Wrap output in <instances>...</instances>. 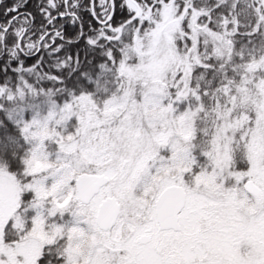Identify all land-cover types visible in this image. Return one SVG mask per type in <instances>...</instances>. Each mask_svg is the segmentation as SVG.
I'll list each match as a JSON object with an SVG mask.
<instances>
[{
    "label": "snow or ice",
    "instance_id": "snow-or-ice-1",
    "mask_svg": "<svg viewBox=\"0 0 264 264\" xmlns=\"http://www.w3.org/2000/svg\"><path fill=\"white\" fill-rule=\"evenodd\" d=\"M28 5L0 0V264H264V0Z\"/></svg>",
    "mask_w": 264,
    "mask_h": 264
},
{
    "label": "trees",
    "instance_id": "trees-1",
    "mask_svg": "<svg viewBox=\"0 0 264 264\" xmlns=\"http://www.w3.org/2000/svg\"><path fill=\"white\" fill-rule=\"evenodd\" d=\"M35 2H36V0H29L28 8H29L30 10L33 9V5L35 4ZM61 23H63V21H61ZM65 27H66V31H67V33H68L69 35H71V34L74 33L75 29H74L71 25H65ZM73 50H75V49H73ZM29 63H31V61H29Z\"/></svg>",
    "mask_w": 264,
    "mask_h": 264
}]
</instances>
